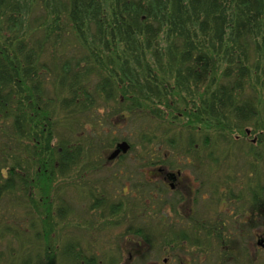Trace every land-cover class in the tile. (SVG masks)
<instances>
[{
	"label": "trees",
	"instance_id": "obj_1",
	"mask_svg": "<svg viewBox=\"0 0 264 264\" xmlns=\"http://www.w3.org/2000/svg\"><path fill=\"white\" fill-rule=\"evenodd\" d=\"M247 128L249 144L233 136ZM160 169L193 173V214L170 218L186 196ZM74 189L143 260L264 264V0H0V204L25 210L34 241L9 264H117L85 245L92 219L60 237Z\"/></svg>",
	"mask_w": 264,
	"mask_h": 264
},
{
	"label": "rangeland",
	"instance_id": "obj_2",
	"mask_svg": "<svg viewBox=\"0 0 264 264\" xmlns=\"http://www.w3.org/2000/svg\"><path fill=\"white\" fill-rule=\"evenodd\" d=\"M164 110V109H160ZM104 114V112H103ZM109 123L113 126H117L113 132L116 134V136L121 139L123 137L130 139L131 141L134 139L136 140V130L129 126V124H122L119 119L113 120L112 118L109 120ZM108 122H105L104 128L109 129L107 124ZM111 127V126H110ZM249 128V127H248ZM246 129L248 133H236L233 136H235L238 139L244 140L246 143H252L251 140L254 141V139L258 136L257 134L253 133L251 129ZM111 149L105 151L106 158L110 156L112 153ZM130 157H134L133 154H130ZM145 173V171H143ZM143 173V174H144ZM147 174V173H146ZM149 174V173H148ZM152 176H147V178L151 179ZM147 179V180H149ZM195 177L193 173L190 170H187L182 177V182L177 185V192L179 194H184L185 202H184V208L181 209V212L185 214H190L189 211L193 207L192 201L189 197V192L193 191L195 188L198 187V184L195 181ZM92 182V181H91ZM131 182L128 181L126 186L122 188V184L119 183L116 187L121 190V194H123V191L125 190L126 193L133 192V189L131 188ZM75 198L73 201L75 203V211L74 213L68 218V221L71 222L70 224H61L57 226V229L61 232L60 237L63 238L67 236L68 234L70 236H76L79 234V232L83 231L85 226L84 222L87 220H91V222L88 224L89 228L87 230V236L85 239V245L88 247V242L91 243L90 248L94 249V251L97 254L100 255H114L117 259V264H180L179 258L178 260L175 259V257H170L162 255L161 259H157V257H151L149 260H143L141 257L138 256L139 254V247H138V240L139 237H136L134 235L127 234L128 225H117V226H104V223L102 222L103 219L99 218V213H95L92 211H89L86 214V209L88 208V205H90V201L87 200H80V198L77 197L76 190H70L69 194L72 195ZM188 193V194H187ZM207 194L204 195L206 198V207H209V192L206 191ZM117 196H120L121 194L116 193ZM187 194V195H186ZM130 195V194H128ZM132 195V194H131ZM96 196H98V192L96 191ZM172 194L169 193L168 197H171ZM70 198V197H69ZM166 197H164L165 199ZM223 209H225V205H223ZM211 211L210 209H208ZM207 209L204 210L205 213H209ZM27 211H29L27 209ZM99 211V210H98ZM227 211V210H226ZM229 211V210H228ZM81 213V214H80ZM211 213V212H210ZM80 214V217L78 216ZM97 214V215H95ZM211 215V214H210ZM30 216L27 217L25 214V210L20 209L19 207L12 208L11 203L7 204V201L0 204V254H2V260L0 264H9L11 263L12 255H20L21 252V243H24V247L28 243H33V237L31 235H28V226L30 225ZM83 218V219H82ZM99 218V220H98ZM177 219V218H176ZM93 221V222H92ZM106 221V220H105ZM109 223V222H107ZM81 224V225H77ZM11 228V231H14L15 234H20L19 238H15L8 234L6 232L7 227ZM81 226V227H79ZM38 229H41V227H38ZM260 232L259 230H257ZM70 232V233H69ZM126 232V233H125ZM32 233V232H30ZM68 233V234H67ZM14 234V235H15ZM253 236V246L256 245V235ZM252 241V239H251ZM253 254H257V249L252 248ZM13 255V256H14ZM182 257V256H181ZM197 255H195V258L192 259L190 256H186L185 260L187 264H194V261L196 259ZM169 260H167V259ZM183 258V257H182ZM163 259L167 260V263H162ZM204 259V258H203ZM194 260V261H193ZM255 260V257H254ZM20 261V257H19ZM225 262L231 263L229 259H225ZM18 264V263H17Z\"/></svg>",
	"mask_w": 264,
	"mask_h": 264
},
{
	"label": "flooded vegetation",
	"instance_id": "obj_3",
	"mask_svg": "<svg viewBox=\"0 0 264 264\" xmlns=\"http://www.w3.org/2000/svg\"><path fill=\"white\" fill-rule=\"evenodd\" d=\"M248 133V132H247ZM251 141H253V140H251ZM118 159V158H117ZM116 160V159H115ZM182 177H183V174H181V173H179V174H177V175H175V174H173V173H167V172H161V169H160V179L165 183V186H167L168 188H169V190H171L172 192L173 191H175V190H177V185L178 184H180L181 182H182ZM172 185H174L173 187H172ZM203 199H204V197H203ZM192 204H193V207L190 209V211H189V213L190 214H193L194 213V210H193V208H194V206H195V204L193 203V201H192ZM167 205L170 207L169 208V211H170V218L173 220V221H175L176 220V216L174 215V212H175V210L172 208V206H176V207H179L177 210L179 211V213L181 212V209H183L184 208V202H179V201H175V200H168L167 201ZM176 209V208H175ZM180 214H182V215H184L182 212L180 213ZM258 237H263L264 238V235H260V236H258ZM258 237H257V235H256V244L258 245V241H259V239H258ZM260 238V239H261ZM259 246V245H258ZM260 247V246H259ZM260 248H262V250L264 249L263 247H260ZM203 258H205L204 256H202L201 258H200V260L201 261H203L204 259ZM194 261V260H193ZM164 263H167V260L165 259L164 260Z\"/></svg>",
	"mask_w": 264,
	"mask_h": 264
},
{
	"label": "water",
	"instance_id": "obj_4",
	"mask_svg": "<svg viewBox=\"0 0 264 264\" xmlns=\"http://www.w3.org/2000/svg\"><path fill=\"white\" fill-rule=\"evenodd\" d=\"M130 144L127 141H122L116 145V148L112 151L108 157L109 161L117 159L121 154H127L130 150ZM174 185H172L173 187ZM258 245L264 248V238L259 239Z\"/></svg>",
	"mask_w": 264,
	"mask_h": 264
}]
</instances>
